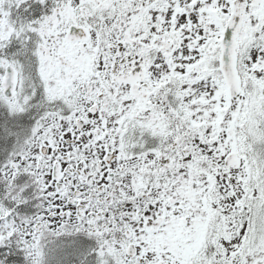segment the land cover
<instances>
[{
  "label": "snow or ice",
  "instance_id": "1",
  "mask_svg": "<svg viewBox=\"0 0 264 264\" xmlns=\"http://www.w3.org/2000/svg\"><path fill=\"white\" fill-rule=\"evenodd\" d=\"M0 264H264V0H0Z\"/></svg>",
  "mask_w": 264,
  "mask_h": 264
}]
</instances>
